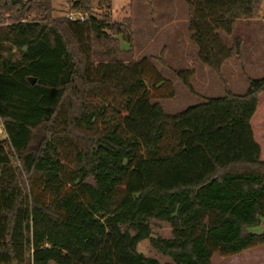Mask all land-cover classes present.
Here are the masks:
<instances>
[{
    "label": "trees",
    "instance_id": "16d2710c",
    "mask_svg": "<svg viewBox=\"0 0 264 264\" xmlns=\"http://www.w3.org/2000/svg\"><path fill=\"white\" fill-rule=\"evenodd\" d=\"M184 1L198 60L221 76L242 41L220 34L264 0ZM70 4L83 22L55 19L52 0H0V264H159L138 253L146 240L175 264L263 248L264 77L168 115L155 102L174 84L112 38L133 44L113 0ZM176 77L194 94L193 72Z\"/></svg>",
    "mask_w": 264,
    "mask_h": 264
},
{
    "label": "rangeland",
    "instance_id": "374dc122",
    "mask_svg": "<svg viewBox=\"0 0 264 264\" xmlns=\"http://www.w3.org/2000/svg\"><path fill=\"white\" fill-rule=\"evenodd\" d=\"M52 2L55 19L76 14L70 11V0ZM95 13L103 15L104 10L95 8ZM109 15L112 24L129 28L132 45L124 43L122 36H112L121 43V49L131 50L134 61L150 59L163 77L174 84L175 99L155 102L168 115L178 114L189 107L201 104L203 98L222 97L226 91L243 95L249 79L264 77V3L257 19L236 22L231 37L220 34L227 47H231L237 38L242 41L241 58L225 62L221 76L198 60V48L191 41L188 7L184 0H113ZM9 16L6 15V18ZM5 21L7 24L8 20ZM13 51L19 56L16 49ZM188 71L193 72L190 84L194 94L190 93L176 77V73ZM38 135L39 140L43 134L40 132ZM149 225L154 238L162 240L173 238L170 223L152 220ZM126 229L127 227H122V230ZM250 232L264 233V222L260 227L251 228ZM137 250L146 259L156 260L159 264H175L170 257L156 250L149 240L141 242ZM246 263L264 264V247L256 248L234 260L219 257L214 264Z\"/></svg>",
    "mask_w": 264,
    "mask_h": 264
},
{
    "label": "built area",
    "instance_id": "2783aa9c",
    "mask_svg": "<svg viewBox=\"0 0 264 264\" xmlns=\"http://www.w3.org/2000/svg\"><path fill=\"white\" fill-rule=\"evenodd\" d=\"M68 18L70 19V20H79V21H81V22H83L84 20H85V17L83 16V15H81V14H70L69 16H68ZM0 139H8V136H7V134H6V131H5V129H4V126H3V123L1 122V120H0Z\"/></svg>",
    "mask_w": 264,
    "mask_h": 264
},
{
    "label": "water",
    "instance_id": "95a60500",
    "mask_svg": "<svg viewBox=\"0 0 264 264\" xmlns=\"http://www.w3.org/2000/svg\"><path fill=\"white\" fill-rule=\"evenodd\" d=\"M30 82H31L32 85H34L36 80L35 79H31Z\"/></svg>",
    "mask_w": 264,
    "mask_h": 264
},
{
    "label": "crops",
    "instance_id": "0c3cea01",
    "mask_svg": "<svg viewBox=\"0 0 264 264\" xmlns=\"http://www.w3.org/2000/svg\"><path fill=\"white\" fill-rule=\"evenodd\" d=\"M247 88H248V87L245 86V91H244L245 93H246V91H247ZM245 93H244V94H245ZM222 97H223V96H222ZM189 108H190V107H189ZM166 114H167V113H166ZM174 115H176V114H174Z\"/></svg>",
    "mask_w": 264,
    "mask_h": 264
}]
</instances>
